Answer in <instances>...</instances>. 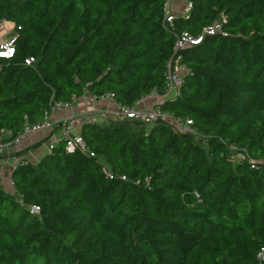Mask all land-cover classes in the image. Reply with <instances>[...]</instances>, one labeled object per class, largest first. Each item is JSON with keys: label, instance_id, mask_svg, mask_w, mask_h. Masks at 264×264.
I'll use <instances>...</instances> for the list:
<instances>
[{"label": "trees", "instance_id": "16d2710c", "mask_svg": "<svg viewBox=\"0 0 264 264\" xmlns=\"http://www.w3.org/2000/svg\"><path fill=\"white\" fill-rule=\"evenodd\" d=\"M187 1L166 21L164 0H0L14 31L0 56L8 138L84 93L127 105L162 93L176 35H201L156 103L190 130L84 118L85 150L61 139L19 161L12 189L0 184V264H264V0Z\"/></svg>", "mask_w": 264, "mask_h": 264}, {"label": "built area", "instance_id": "2783aa9c", "mask_svg": "<svg viewBox=\"0 0 264 264\" xmlns=\"http://www.w3.org/2000/svg\"><path fill=\"white\" fill-rule=\"evenodd\" d=\"M170 0H164L163 3V9H164V18L166 21H170L172 19V16L174 13L169 8ZM190 3L186 0L185 1V9L188 8ZM221 19H223V16H221ZM220 30V22L219 19L214 20L209 25H206L203 28L204 33H214L216 31ZM201 35L193 36L190 33L186 31H181L176 35L172 52L168 56V58L165 61V69H164V90L162 93H157L156 90L152 89L149 91L146 95L136 99L132 104L127 105L125 103L120 102H114L115 105V113L117 117L120 118H135L140 119L145 122H150L151 120L155 118H159L162 120H167L171 122L174 127L180 131H188L190 128L188 127V123H190V119H185L184 122L179 121L178 118L172 116L171 114L160 110L156 103L157 101H154L151 105L148 107H143L141 105V101L145 98H164V97H170L174 95L178 89L179 83L181 81V76L185 72L186 67L180 62V49L196 43L199 41ZM14 52V36L10 37L7 40H1L0 41V56L8 57L11 56ZM33 61L32 56H28L25 58L26 63H30ZM112 98L111 94H105L101 96L100 99L104 98ZM70 103L68 102H59L54 104L49 111H46L43 118L41 120L35 121V122H25L23 124L22 129L13 137L8 138L10 135L9 129H1L0 130V166L7 157L10 156V154L14 151H22L24 148L23 146V140L27 137H30V134L37 133L39 131L50 129L55 124V119L52 118V114L54 111L58 108L68 106ZM70 120H74L72 116L69 117ZM84 118L95 120V119H108V116L104 114L102 118H95L90 116L80 117V121H83ZM64 140V148L66 150H73L76 147H79L83 150L86 149V143L82 136L80 134H72L69 131V128H64L60 135H53L52 138L46 143L47 151H50L56 146V144L61 140ZM37 141V140H36ZM35 141V142H36ZM25 151V150H24ZM90 154H93V152L90 151ZM235 159H242L245 156L244 149L238 150L235 155ZM21 160H31V156L25 155L22 156L14 161L12 164V169L15 167V165L21 161ZM255 160H251L250 162L253 163ZM12 184V182H10ZM12 186V185H11ZM38 206L32 205V211L38 212ZM264 250V244L260 248V254Z\"/></svg>", "mask_w": 264, "mask_h": 264}, {"label": "crops", "instance_id": "0c3cea01", "mask_svg": "<svg viewBox=\"0 0 264 264\" xmlns=\"http://www.w3.org/2000/svg\"><path fill=\"white\" fill-rule=\"evenodd\" d=\"M185 1L186 0H170L169 8L174 14H185ZM14 36L13 23L9 20L0 21V41L7 40ZM165 98V97H164ZM160 99L145 98L141 101L143 107H148L154 101ZM114 100L110 98L97 99L91 96L89 93L76 97L68 106L58 108L52 114V118L55 119V124L50 129H45L35 133H31L30 137L23 140L24 148L22 151H14L0 166V184L8 189H12L11 182V171L12 164L14 161L26 154L31 156V160L36 161L42 154L47 150L46 143L52 138L53 135H60L64 128H69L70 133H78L80 128L79 117H95L102 118L105 115L108 118L119 119L115 113ZM70 116H75L77 119L70 120ZM47 137L39 145L37 142ZM37 140V141H36ZM36 141V142H35ZM25 150V151H24Z\"/></svg>", "mask_w": 264, "mask_h": 264}, {"label": "rangeland", "instance_id": "374dc122", "mask_svg": "<svg viewBox=\"0 0 264 264\" xmlns=\"http://www.w3.org/2000/svg\"><path fill=\"white\" fill-rule=\"evenodd\" d=\"M158 99H160V98L158 97ZM73 118H74V120L77 119V117H75V116H73ZM189 197H191V192H185L184 193V199L187 200Z\"/></svg>", "mask_w": 264, "mask_h": 264}]
</instances>
